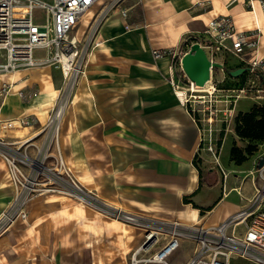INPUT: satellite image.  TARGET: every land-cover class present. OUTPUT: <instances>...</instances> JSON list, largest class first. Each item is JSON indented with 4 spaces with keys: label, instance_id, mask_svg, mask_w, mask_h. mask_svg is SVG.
Here are the masks:
<instances>
[{
    "label": "crops",
    "instance_id": "obj_1",
    "mask_svg": "<svg viewBox=\"0 0 264 264\" xmlns=\"http://www.w3.org/2000/svg\"><path fill=\"white\" fill-rule=\"evenodd\" d=\"M255 6L254 14L245 0H116L100 25L99 43L92 49L84 75L73 86H68L61 70L53 65L0 71V87L11 83L8 94L0 100V137L10 141L34 137L40 143L38 131L49 111L61 97H67L59 144L91 199L158 220L220 224L249 204L256 182L247 197L243 193L245 176L255 174L264 150L254 152L242 163L230 159L234 164L231 171L247 172L245 176L227 172L224 192L222 173L213 168L205 173L200 162H195L200 127L169 80L180 68L178 57L156 58L153 50L186 51L188 47L181 49L183 43L187 46L197 41L211 17L229 14L239 28L261 30L257 53L264 59V7L258 1ZM83 21L89 25L87 19ZM81 29L79 37L85 31ZM253 54L249 52L246 57ZM226 59L222 56L218 60L226 71L245 66L238 57L235 61ZM21 89L25 97L20 96ZM20 116L34 117L35 123L3 126L4 120ZM258 145L259 149L264 146V139ZM249 158L252 168L245 165ZM234 191L243 195V202L229 201ZM14 194V183L0 158V217ZM48 195L52 194L30 201L28 217L40 212L43 196ZM79 212L85 209L81 207ZM114 221L122 223L126 233L134 231L131 224ZM192 254L178 264L187 263Z\"/></svg>",
    "mask_w": 264,
    "mask_h": 264
},
{
    "label": "built area",
    "instance_id": "obj_2",
    "mask_svg": "<svg viewBox=\"0 0 264 264\" xmlns=\"http://www.w3.org/2000/svg\"><path fill=\"white\" fill-rule=\"evenodd\" d=\"M97 0H0V71H12L19 67L53 65L59 68L69 86L76 84L84 72L91 51L82 46V35L77 36L79 26L85 15ZM251 11L256 10L255 2L264 7V0H245ZM107 5L101 15H106ZM123 14L126 11L123 10ZM261 39V30L241 29L233 16L218 14L211 17L203 35L197 40L204 47L209 46L218 61L217 54H233L245 64L247 76L240 86L218 87L224 79L215 78V69L211 66L210 79L199 86L184 72L175 71L169 80L179 101L199 124L201 131L200 147L205 145L212 153L214 161L220 164L218 142L213 137L215 117L219 111L227 116L234 112L235 99L255 92L261 98L264 91L263 57L257 49ZM195 42V41H194ZM191 44H187L188 51ZM46 51L37 56L36 50ZM186 51L175 49H154L156 58L170 55L181 57ZM254 54L247 58L246 54ZM222 63V62H221ZM173 68V66H172ZM225 71L224 64L220 67ZM174 69V68H173ZM255 75V76H252ZM259 75L262 80L259 82ZM258 80V81H257ZM11 83L0 87V100L8 94ZM222 91L219 101L231 103L224 108L217 107L216 92ZM204 92V93H201ZM21 97L25 92L19 91ZM68 98L61 97L49 111L47 121L41 125L38 133L42 136L37 143L34 137L21 140H7L0 137V158L10 173L15 194L9 207L0 217V235L16 219H27L28 205L37 196L59 194L91 202L81 183L67 164L60 144L62 120L67 108ZM206 103V104H205ZM34 117L20 116L3 121L6 128L21 127L35 123ZM258 173L255 192L249 204L231 214L218 225L203 226L185 224L177 220H160L146 230L142 243L132 252L130 264L148 262L171 264L168 256L172 254L183 239H193L195 247L191 258L185 264H230L233 255H239L255 264H264V162L257 165ZM226 191L227 171L221 166ZM120 210V209H119ZM125 218L131 212L122 211ZM139 222L136 214H133ZM164 236V237H163ZM160 245V248H157Z\"/></svg>",
    "mask_w": 264,
    "mask_h": 264
},
{
    "label": "rangeland",
    "instance_id": "obj_3",
    "mask_svg": "<svg viewBox=\"0 0 264 264\" xmlns=\"http://www.w3.org/2000/svg\"><path fill=\"white\" fill-rule=\"evenodd\" d=\"M115 2L116 0H100V4L93 6L92 10L83 19H87L89 25H84L86 23L82 21L79 26L78 33H81V28H85L81 45L85 48L88 47L91 53L94 46L99 43L100 25L109 10L115 5ZM107 5H109L107 14L101 15ZM186 48V44L183 43L181 49L185 50ZM205 49L209 56L215 57L209 46H205ZM35 54L43 56L46 51L37 49ZM225 58H227L226 62L236 60V56L233 54H227ZM216 59L222 60V55L217 54ZM215 70V78L219 80L225 78L224 74L226 72L225 80L218 87H238L247 76V73H245L236 79H231L226 69L225 72L220 67ZM177 71L181 75L184 72L182 67ZM63 79L65 78L63 77ZM257 79L261 82L262 75H259ZM216 93L218 108L230 106L231 103L219 101L222 98V91ZM261 94L263 95L261 98L255 97V92L236 98L232 115L227 116L225 112H218L215 117L213 137L218 142V155L221 165L214 161L212 153L204 149L206 146L203 145L204 148L199 147L195 162H200L205 173L210 171L209 168L221 173L222 166L229 175L245 176L247 171L230 170L231 165H234L230 160L232 159L231 148L233 145L241 146L243 143V140L235 131L234 121L240 110H248L254 104L264 107V91ZM232 127L233 130H230ZM258 150H264V146L259 149L258 145ZM250 159L245 164L246 168H252ZM245 178L247 182L245 188H243V193L249 197L253 192V183L259 180L258 173L255 172L253 176L246 175ZM43 198L45 200L40 204L41 210L35 217L29 216L25 220L16 219L0 235V264H130L131 254L142 243L146 230L149 226H153L160 221L152 215L140 213H133L137 215L139 222L131 221L125 218L123 212L118 208L106 206L94 200L85 202L73 197L60 196L59 194L43 196ZM229 201L243 202V195L239 191H234L230 194ZM81 207L85 209L84 213L79 212ZM114 219L131 224L134 226V231L126 233L122 223H117ZM194 247L195 241L193 239H183L180 246L168 256V261L172 264H178L194 250ZM128 249L130 250L126 252ZM145 264L163 263L148 262ZM230 264L255 263L239 255H233Z\"/></svg>",
    "mask_w": 264,
    "mask_h": 264
},
{
    "label": "trees",
    "instance_id": "obj_4",
    "mask_svg": "<svg viewBox=\"0 0 264 264\" xmlns=\"http://www.w3.org/2000/svg\"><path fill=\"white\" fill-rule=\"evenodd\" d=\"M243 74L245 73L243 72L237 77ZM234 128L237 135L247 143L244 146L233 145L231 158L237 163H242L249 155L258 150V143L264 139V107L254 104L247 111H239L236 114Z\"/></svg>",
    "mask_w": 264,
    "mask_h": 264
},
{
    "label": "water",
    "instance_id": "obj_5",
    "mask_svg": "<svg viewBox=\"0 0 264 264\" xmlns=\"http://www.w3.org/2000/svg\"><path fill=\"white\" fill-rule=\"evenodd\" d=\"M181 66L185 74L199 86H204L210 79V68L221 67L222 63L211 61L205 47L198 41L192 43L190 49L181 57ZM245 66L228 70L233 76H238L245 71ZM264 162V157L260 160L259 165Z\"/></svg>",
    "mask_w": 264,
    "mask_h": 264
},
{
    "label": "bare ground",
    "instance_id": "obj_6",
    "mask_svg": "<svg viewBox=\"0 0 264 264\" xmlns=\"http://www.w3.org/2000/svg\"><path fill=\"white\" fill-rule=\"evenodd\" d=\"M98 1H99V0H97L95 3H97ZM95 3H94V5H95ZM94 5H93V6H94ZM252 12L255 14V13H256V10H255V11H252ZM85 23H86V22H85ZM83 29H84V28H83ZM77 36H79V35L77 34ZM82 74H84V72H83ZM82 74H81V75H82ZM126 217H127L128 219H131V220H136V219H135V216H133V213H132V214H127Z\"/></svg>",
    "mask_w": 264,
    "mask_h": 264
}]
</instances>
